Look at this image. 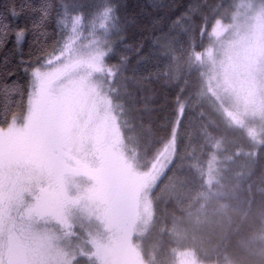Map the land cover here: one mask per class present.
Returning <instances> with one entry per match:
<instances>
[{"label":"snow or ice","instance_id":"snow-or-ice-1","mask_svg":"<svg viewBox=\"0 0 264 264\" xmlns=\"http://www.w3.org/2000/svg\"><path fill=\"white\" fill-rule=\"evenodd\" d=\"M155 11L153 0H0V264H92L86 222L104 216L120 115L148 79L137 36ZM97 15L114 23L91 50Z\"/></svg>","mask_w":264,"mask_h":264},{"label":"trees","instance_id":"trees-1","mask_svg":"<svg viewBox=\"0 0 264 264\" xmlns=\"http://www.w3.org/2000/svg\"><path fill=\"white\" fill-rule=\"evenodd\" d=\"M131 2L147 6V0ZM235 2L153 0V15L162 19L137 36L148 79L137 109L120 115V124L145 163L176 136L174 157L152 190L153 264H171L174 251L189 243L204 263L264 264V140H251L229 120L198 55L212 23L229 20ZM105 23L111 30L114 21ZM100 24L95 21L97 29ZM215 155L219 168L210 179Z\"/></svg>","mask_w":264,"mask_h":264},{"label":"rangeland","instance_id":"rangeland-1","mask_svg":"<svg viewBox=\"0 0 264 264\" xmlns=\"http://www.w3.org/2000/svg\"><path fill=\"white\" fill-rule=\"evenodd\" d=\"M235 6L229 20L220 18L212 23L209 41L198 55L207 86L223 112L260 143L264 140V0H236ZM95 21L106 25L103 16L97 15ZM106 31L110 30L95 26L101 40ZM84 42L80 40L75 47ZM97 47L107 45L93 44L91 50ZM129 144L120 124L119 162L101 204L104 216L86 222L89 234L83 239L92 264H110L109 259L114 264H153L155 260L154 242L148 235L154 219L152 190L174 157L176 136L149 163L133 153ZM219 159L218 155L212 158L210 179L217 177ZM171 264L214 263L200 261L189 243L174 251Z\"/></svg>","mask_w":264,"mask_h":264}]
</instances>
